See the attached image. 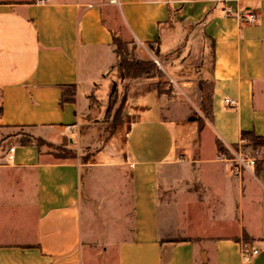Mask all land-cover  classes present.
I'll use <instances>...</instances> for the list:
<instances>
[{"label":"crops","instance_id":"0c3cea01","mask_svg":"<svg viewBox=\"0 0 264 264\" xmlns=\"http://www.w3.org/2000/svg\"><path fill=\"white\" fill-rule=\"evenodd\" d=\"M191 32L214 52L201 131L151 79L111 72L113 33L153 60ZM122 81L124 123L105 139L91 96L106 103ZM19 129L95 153L61 162ZM244 131L264 137V0H0V139L17 147L0 167V264H242L244 244L264 264V168L235 175L217 146L237 148Z\"/></svg>","mask_w":264,"mask_h":264},{"label":"rangeland","instance_id":"374dc122","mask_svg":"<svg viewBox=\"0 0 264 264\" xmlns=\"http://www.w3.org/2000/svg\"><path fill=\"white\" fill-rule=\"evenodd\" d=\"M186 29L188 32L189 27ZM193 34L194 33L191 32L188 38H183L179 48L173 52L170 57H158L157 59L161 67L156 65L163 74V81H166V83L161 86L162 94L176 97L181 105H184L185 109L188 108L190 110L189 115L191 118L198 123H204V126H206L212 122L210 97L212 92L214 57L212 54L211 42L203 37L200 32L194 34V36ZM115 77L118 78L116 71ZM149 79H151V83L159 81L158 77ZM122 82L125 84L115 89L106 103L98 100L95 96L91 102L93 111L88 117L89 121L94 123L102 122L106 125L104 130L105 139L112 136L116 132L118 126L124 123L125 108L120 112L119 107L126 93V83L128 82ZM14 132L15 136L19 135V140L22 142L28 140L36 143L41 153H48L52 158L68 154V156L72 157V159L68 161L88 163L92 160L93 153H95V150L86 146L70 148L68 139L63 140V143L60 145L47 141H45L46 144L41 145L38 143V139L32 138L31 134L25 129H19ZM1 143H3V139H0V144ZM7 143L13 144L12 141ZM262 150L264 153V149ZM262 160H264V157Z\"/></svg>","mask_w":264,"mask_h":264},{"label":"trees","instance_id":"16d2710c","mask_svg":"<svg viewBox=\"0 0 264 264\" xmlns=\"http://www.w3.org/2000/svg\"><path fill=\"white\" fill-rule=\"evenodd\" d=\"M113 45L115 49V53L117 55V62L112 67L111 72L116 71L118 74V78L120 79H138L142 77L146 78H155L158 77L159 81L151 83V86L155 88L159 93L162 94L161 86L166 83L163 81V74L161 70L158 68L156 63L153 60H141L137 59L134 55V47H130V44L123 41L122 38L117 34L113 33ZM151 49L155 52L157 56H159V46L158 42H152L148 44ZM213 57L214 52L212 51ZM212 96H213V85L211 92V104H212ZM75 97V89L70 86L63 92L61 98V104H64L69 101H74ZM114 98V97H113ZM94 99V96H91V102ZM126 104V93L122 99L121 105L119 107V111L122 112L125 108ZM212 111V110H211ZM200 131L204 128V123H199ZM242 139L249 140L253 143V146L257 149H264V137L257 135L254 131H244L242 132ZM39 144H46L44 140L38 139ZM23 143L29 144L31 141H24ZM219 155L224 154L226 156L231 155L230 150L220 141H217ZM236 145H233L235 147ZM238 147V146H237ZM236 148V147H235ZM55 158L61 162H70L68 160L72 159V157L68 156V154H64L62 156H55ZM264 168V160L260 161L256 166V169ZM186 241V240H182Z\"/></svg>","mask_w":264,"mask_h":264},{"label":"built area","instance_id":"2783aa9c","mask_svg":"<svg viewBox=\"0 0 264 264\" xmlns=\"http://www.w3.org/2000/svg\"><path fill=\"white\" fill-rule=\"evenodd\" d=\"M47 0H36L37 3L44 4ZM117 2V0H113ZM228 15L232 14L230 8L226 10ZM241 21L246 22L247 24H255L257 22V15L252 12H247L244 15L237 16ZM153 61L161 67L160 62L157 58H154ZM224 108L231 109L238 106V101L233 98H225ZM17 147L7 142L0 144V167L10 165L15 160V153ZM232 153V157L229 159L233 164V172L235 175H241L244 171L251 168H255L258 163L263 159L264 153L262 149H257L253 146V143L249 140L242 141L237 148H229ZM221 159L227 160L226 155H219ZM259 251L254 248H250L247 244L243 245L242 252V264H253V261L256 256H258Z\"/></svg>","mask_w":264,"mask_h":264}]
</instances>
